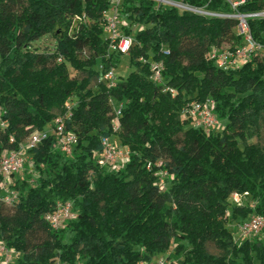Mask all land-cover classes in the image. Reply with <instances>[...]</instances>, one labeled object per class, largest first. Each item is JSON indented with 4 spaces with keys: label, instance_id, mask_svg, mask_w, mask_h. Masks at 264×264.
<instances>
[{
    "label": "trees",
    "instance_id": "obj_1",
    "mask_svg": "<svg viewBox=\"0 0 264 264\" xmlns=\"http://www.w3.org/2000/svg\"><path fill=\"white\" fill-rule=\"evenodd\" d=\"M182 1L224 15L264 11V0H244L234 10L223 0ZM108 7V0H0V157L50 132L70 102L64 128L77 139L70 156L55 149L51 134L24 149L37 174L31 182L13 175L4 189L0 176V246L11 254L8 264H149L156 254L168 264H264V241L236 240L227 227L264 217V147L248 143L251 131L264 132V53L219 70L207 53L240 43L237 20L123 0L121 33L132 40L126 57L134 71L111 89L98 82L92 91L99 66L114 69L123 56L109 50ZM246 21L264 47V19ZM45 36L54 50H32ZM153 63L163 68L160 85L151 80ZM69 68L85 77L71 78ZM192 102H211L220 127H194L181 114ZM113 103L121 104L117 118ZM103 138L127 150L121 168L99 163ZM10 191L16 198L7 205ZM232 194L253 204L234 206ZM58 202L70 204L72 218L53 230L45 217ZM206 244L220 255L208 254Z\"/></svg>",
    "mask_w": 264,
    "mask_h": 264
},
{
    "label": "built area",
    "instance_id": "obj_2",
    "mask_svg": "<svg viewBox=\"0 0 264 264\" xmlns=\"http://www.w3.org/2000/svg\"><path fill=\"white\" fill-rule=\"evenodd\" d=\"M109 7L106 12L103 13L105 20L104 32L107 37L109 50L117 52L120 55L127 56L132 46L131 38L123 36L121 33L122 27L126 26L127 23L120 16V6L123 0H108ZM156 2L157 6L172 7L178 10L180 13L188 12L205 18H232L238 21L235 27V34L240 38V43L236 46H227L225 44L219 47H212L207 53V59L212 62L216 68L222 71H228L229 69H238L249 62L253 57L264 53V47H261L256 43L250 34L249 27L247 25V18L250 19H264V11L252 13L248 15H224L215 12L208 11L205 7H193L185 4L182 0H150ZM231 6L234 10L238 5L243 4L244 0L232 1L223 0ZM210 0H208V3ZM79 20L78 17H76ZM139 30L141 28L139 27ZM164 54H167L165 51ZM161 63H153L151 65V80L156 84H162V71ZM101 71L98 82H103L108 89L115 86L117 77L115 76L114 69L103 71V67L99 66ZM163 91L172 90L164 88ZM74 108V102L67 104L65 107V113L56 118L50 132L41 131L33 134L28 138L23 146V150L20 151H7L0 157V176L3 178L2 186L4 189L10 184V178L13 175L20 173L24 166L26 156L24 155V149H33L39 145L42 141L48 138L51 134L55 139V149L60 151L66 156H70L73 147L77 143L76 136L67 132L64 128V123L71 116L72 109ZM115 118L120 115L121 104L116 103L113 106ZM181 114L185 118L192 120V125L196 128H201L205 131H209L220 127L219 121L213 114L212 103L208 102L200 104L196 102L190 103ZM112 128L114 131L118 129L117 120L113 121ZM102 153L100 155L99 163L102 166H108L111 169H118L123 166L127 160V150L121 147L115 146L110 142L108 138L101 139ZM165 175V174H164ZM16 198V194L12 191L6 192L3 198L5 204L10 205ZM232 202L236 206L243 205V197L238 194H232ZM71 206L69 203H56V206L52 213L45 217V220L50 224L53 230H58L61 225V221L64 219H71ZM238 237L240 239H247L257 235L262 229H264V217L253 215L249 219L239 223L236 226ZM0 256L3 258L1 264H8L11 260V254L3 246H0ZM146 264V263H142ZM149 264H168V260L164 257H160L158 260Z\"/></svg>",
    "mask_w": 264,
    "mask_h": 264
},
{
    "label": "rangeland",
    "instance_id": "obj_3",
    "mask_svg": "<svg viewBox=\"0 0 264 264\" xmlns=\"http://www.w3.org/2000/svg\"><path fill=\"white\" fill-rule=\"evenodd\" d=\"M155 5H157V3L155 2ZM225 45L230 46V43H226ZM55 47V41L53 39L52 36H45L43 38H41L40 40H38L37 42L33 43L31 45V49L36 51V52H52L54 50ZM84 55H88L87 52H84ZM264 55V54H262ZM131 71H134V68L128 63V57L126 56H120L118 59V63L116 64V68H114V73L116 77H121L122 79L125 78ZM69 75L71 78H76L77 80H81L82 78L85 77V74L82 73H77L75 71H73L72 69L69 68ZM98 83L97 79H94L91 81L89 88L92 91L96 90V84ZM72 101H75V98L73 97ZM71 103V102H70ZM116 105V103H113V106ZM251 136L248 140V143L250 144H257L260 147H264V132H262V130H258L257 132L255 131H251ZM30 158L28 156H26L25 161H24V166L22 168V170L20 171V173H18L17 175L19 177H24L26 178L27 181L31 182L33 180V178L36 177V173L34 171H32L31 169V163H30ZM159 183L158 185L160 186L161 191H164L166 188L162 185L163 182V177H164V173L159 174ZM17 178V177H16ZM248 202V205H252V201L249 197L244 196L243 199V203L244 202ZM230 204L234 205L235 204L232 202L231 198L229 199ZM10 209H4V212H10ZM68 219H64L61 221V225L60 228H64L66 223L68 222ZM238 224L235 223H229L227 225L229 231L233 234L234 238L236 240H240V238L238 237V233L236 230V226ZM264 229H262L257 235L260 238L261 241H264ZM256 236V235H255ZM255 236H252L250 238L247 239H253ZM242 240V239H241ZM206 251L208 252V254L213 255V256H219L220 252L219 250H217L214 245L212 244H206L205 245ZM172 249V248H171ZM162 255L161 254H156L153 258L154 261L158 260ZM2 259L0 258V264ZM153 261V262H154ZM177 264H179V260H177Z\"/></svg>",
    "mask_w": 264,
    "mask_h": 264
}]
</instances>
